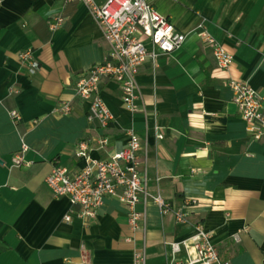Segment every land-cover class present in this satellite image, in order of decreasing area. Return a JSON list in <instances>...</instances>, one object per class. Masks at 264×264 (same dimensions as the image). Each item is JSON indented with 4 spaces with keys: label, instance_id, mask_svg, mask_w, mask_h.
<instances>
[{
    "label": "crops",
    "instance_id": "0c3cea01",
    "mask_svg": "<svg viewBox=\"0 0 264 264\" xmlns=\"http://www.w3.org/2000/svg\"><path fill=\"white\" fill-rule=\"evenodd\" d=\"M145 1L187 38L181 50L141 66L137 81L146 114L126 109L116 82L101 83L114 117L102 130L88 123L89 103L75 93L77 77L110 51L86 5L0 0V264H82L84 256L92 264H133L144 240L146 264H168L166 243L190 238L195 224L210 234L222 261L264 264V140L251 138L228 86L231 78L248 82L264 106V0ZM57 17L64 23L52 30ZM201 24L234 56L228 70L218 68L202 42ZM28 49L40 66L33 74L20 61ZM62 102L71 104L70 114L55 111ZM130 129L145 147L140 168L150 196L161 194L184 210L188 225L162 216L149 198L138 205L144 227L133 233L116 197L86 224L79 207L47 188L55 166L71 172L85 166L76 157L80 142L89 144L93 159L107 160L125 147ZM102 136L109 140L104 149ZM23 145L27 165L16 168L12 158ZM178 257L185 259V251Z\"/></svg>",
    "mask_w": 264,
    "mask_h": 264
},
{
    "label": "built area",
    "instance_id": "2783aa9c",
    "mask_svg": "<svg viewBox=\"0 0 264 264\" xmlns=\"http://www.w3.org/2000/svg\"><path fill=\"white\" fill-rule=\"evenodd\" d=\"M70 1V0H69ZM86 5L88 12L100 25L104 39L109 44L110 51L106 59L77 77L75 93L78 98L89 103L88 123H97L98 128L106 130L114 121V117L101 97L103 81L116 82L122 94V102L132 114L143 112L141 93L137 76L141 66L146 61L157 63L160 54L170 55L181 50L187 35L178 31L170 19L160 14L145 0H107L99 5L97 0H71ZM64 23L63 17H57L51 22V29H57ZM200 37L204 44L212 48V53L218 68L228 70L233 64L234 56L210 34L201 24ZM152 46L148 50L146 43ZM32 50L20 53V61L28 73H35L39 62L32 55ZM228 86L233 93V103L236 105L242 119L246 122L247 132L255 141L264 140V106L263 98L248 82L231 78ZM61 115L72 111L69 102H62L55 110ZM11 117L18 122L20 115L12 111ZM157 139L164 135L156 127ZM101 148L109 144L107 137L98 140ZM144 146L134 129L126 131V145L120 151L114 152L107 160H95L90 155L91 147L82 141L76 150V157L85 162V166L71 172L64 166H55L47 176L45 183L55 197L68 198L73 206L79 207L78 217L86 224L95 221L106 199L116 197L128 212V223L133 233L144 227L145 213L138 210L140 203H148L149 198L158 206L162 216L172 214L180 225H188L189 215L182 209L164 200L161 194L150 196L146 176L141 173V153ZM28 146L23 145L20 153L14 154L13 166L20 168L27 165L24 154ZM67 221L71 216L66 217ZM193 235L181 242H167L166 252L168 264H228L222 261L218 248L211 236L200 224H195ZM236 242L239 237L234 236ZM146 241L135 249L133 264H146ZM185 251L186 258L178 256ZM82 264H92L84 256Z\"/></svg>",
    "mask_w": 264,
    "mask_h": 264
}]
</instances>
